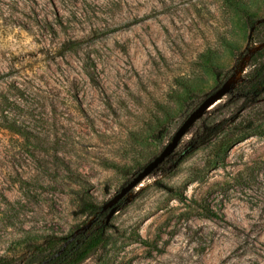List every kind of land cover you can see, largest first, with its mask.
Instances as JSON below:
<instances>
[{"label": "rangeland", "instance_id": "374dc122", "mask_svg": "<svg viewBox=\"0 0 264 264\" xmlns=\"http://www.w3.org/2000/svg\"><path fill=\"white\" fill-rule=\"evenodd\" d=\"M250 18L264 0H0V259L76 240L89 202L109 243L82 264H264V84L238 88L259 64Z\"/></svg>", "mask_w": 264, "mask_h": 264}, {"label": "trees", "instance_id": "16d2710c", "mask_svg": "<svg viewBox=\"0 0 264 264\" xmlns=\"http://www.w3.org/2000/svg\"><path fill=\"white\" fill-rule=\"evenodd\" d=\"M248 24L254 31L253 42L255 44L264 43V19L255 20L250 18ZM203 57L208 59L207 54H204ZM255 62H259L253 73V77L256 80H252L253 78L251 76L249 82L243 81L238 86V88H243L239 94L245 99L247 97H255L258 100L262 99L259 86L264 84V47L251 54L249 64H254ZM223 85L224 83L221 87ZM234 90L230 94H233L235 92ZM13 125L11 124V127H15L16 132L22 133L23 135L26 134L22 128L16 126V123ZM229 146H231V143ZM223 148V144L218 145V151ZM84 212L88 220H95L93 226L88 231L79 234L76 240L73 239L67 245L64 242L49 244L45 242V244L34 246L29 256L21 264H82L94 253L106 246L109 243L106 227L104 225L96 227V224H100L106 217L108 218L110 214L109 210H105L103 206H97L88 202V206ZM0 264H12V262L10 260L0 259Z\"/></svg>", "mask_w": 264, "mask_h": 264}, {"label": "water", "instance_id": "95a60500", "mask_svg": "<svg viewBox=\"0 0 264 264\" xmlns=\"http://www.w3.org/2000/svg\"><path fill=\"white\" fill-rule=\"evenodd\" d=\"M264 44V43H262ZM264 47V46H263ZM251 55L249 56L250 60ZM230 92V89L227 87V84H224L220 87L216 93L208 96L184 121V123L180 126L178 131L175 133L173 140L157 155L153 160H151L142 170L137 174L134 178V183H139L151 173H153L167 158H169L179 143L181 142L183 136L185 135L188 127L198 119L205 110L211 109L214 105H217V98L223 97ZM129 185V184H128ZM127 185V186H128ZM126 186V187H127ZM105 209V208H104ZM111 213L109 214V216Z\"/></svg>", "mask_w": 264, "mask_h": 264}, {"label": "bare ground", "instance_id": "6f19581e", "mask_svg": "<svg viewBox=\"0 0 264 264\" xmlns=\"http://www.w3.org/2000/svg\"><path fill=\"white\" fill-rule=\"evenodd\" d=\"M262 46H264V44H257V45H256V50L260 49ZM244 60H245V61H248V60H249V56H246ZM240 74H241V72L238 71L237 75H240ZM230 81H231V80H230Z\"/></svg>", "mask_w": 264, "mask_h": 264}]
</instances>
